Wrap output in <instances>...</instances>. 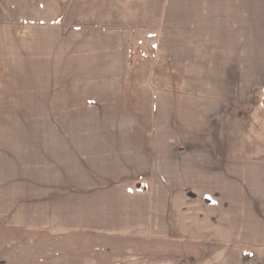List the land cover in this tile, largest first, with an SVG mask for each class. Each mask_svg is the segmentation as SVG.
I'll list each match as a JSON object with an SVG mask.
<instances>
[{"label": "crops", "instance_id": "crops-1", "mask_svg": "<svg viewBox=\"0 0 264 264\" xmlns=\"http://www.w3.org/2000/svg\"><path fill=\"white\" fill-rule=\"evenodd\" d=\"M264 0H0V232L264 247Z\"/></svg>", "mask_w": 264, "mask_h": 264}, {"label": "rangeland", "instance_id": "rangeland-1", "mask_svg": "<svg viewBox=\"0 0 264 264\" xmlns=\"http://www.w3.org/2000/svg\"><path fill=\"white\" fill-rule=\"evenodd\" d=\"M13 230L0 232V264H264V247L242 244L156 233Z\"/></svg>", "mask_w": 264, "mask_h": 264}]
</instances>
